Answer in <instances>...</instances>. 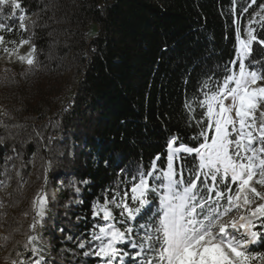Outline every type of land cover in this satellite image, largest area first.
I'll return each instance as SVG.
<instances>
[{
	"label": "trees",
	"instance_id": "obj_1",
	"mask_svg": "<svg viewBox=\"0 0 264 264\" xmlns=\"http://www.w3.org/2000/svg\"><path fill=\"white\" fill-rule=\"evenodd\" d=\"M21 2L29 15L40 13L33 37L38 67L25 76L27 65L0 59V75L7 67L14 76L0 83V107L12 113V123L24 125L13 130L16 139L0 145V173L4 156L14 157L7 165L11 179L0 175L12 194L1 196L18 201L6 209L8 220L19 222L15 239L23 241L34 216L31 202L49 184L53 194L40 232L53 264H98L76 244L97 222L93 202H103L126 178L122 169H147L157 154L164 167L171 135L191 143L195 130L188 127L185 101L198 95L208 77L222 79L225 65L236 58L232 0ZM242 3L236 16L243 28ZM253 59H264L259 46ZM156 206L145 209L139 222ZM253 247L264 251V243Z\"/></svg>",
	"mask_w": 264,
	"mask_h": 264
},
{
	"label": "snow or ice",
	"instance_id": "obj_2",
	"mask_svg": "<svg viewBox=\"0 0 264 264\" xmlns=\"http://www.w3.org/2000/svg\"><path fill=\"white\" fill-rule=\"evenodd\" d=\"M237 5L232 0L236 58L225 65L222 79L208 77L198 95L185 101L188 127L195 130L191 143L173 134L166 142L164 167L158 165L157 154L147 169L121 170L126 178L117 181L103 202H93L97 222L87 238L76 239L79 249H87L85 257H96L98 264H264V251L253 247L264 243V59H253L254 46L264 50V2L243 0V28ZM32 15L21 0H0V59L27 65L21 73L25 76L38 67L33 37L40 13ZM10 72L3 69L0 83L14 81ZM14 119L0 107V145L16 139L19 132L13 130L24 127L12 123ZM11 151L16 152L15 146ZM13 160L4 156L0 175L7 180V165ZM8 187L0 180V193L11 197ZM5 196H0V250H8L3 264H53L51 246L40 232L47 193L41 188L33 198L34 216L23 241L15 239L19 222H10L6 211L18 201ZM154 203L152 216L140 223Z\"/></svg>",
	"mask_w": 264,
	"mask_h": 264
},
{
	"label": "rangeland",
	"instance_id": "obj_3",
	"mask_svg": "<svg viewBox=\"0 0 264 264\" xmlns=\"http://www.w3.org/2000/svg\"><path fill=\"white\" fill-rule=\"evenodd\" d=\"M247 24V22L245 23V25ZM244 25V26H245ZM243 26V27H244ZM27 50V47L25 46V48L24 49H22L21 51H26ZM44 191L47 193V196L48 197H52V188L50 187V185L49 184H46L45 185V188H44ZM1 195H4V193H0V196ZM0 234H3V231L0 229ZM7 256L8 255V250H0V258L2 257V256Z\"/></svg>",
	"mask_w": 264,
	"mask_h": 264
}]
</instances>
